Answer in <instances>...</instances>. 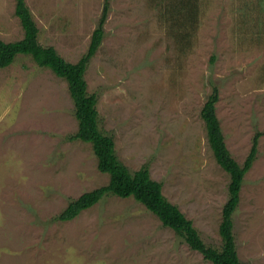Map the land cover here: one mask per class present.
<instances>
[{
  "label": "rangeland",
  "instance_id": "374dc122",
  "mask_svg": "<svg viewBox=\"0 0 264 264\" xmlns=\"http://www.w3.org/2000/svg\"><path fill=\"white\" fill-rule=\"evenodd\" d=\"M105 0H26L43 46L70 63L88 51ZM0 0V39L24 37ZM85 79L99 126L132 173L143 167L221 249L230 175L202 109L216 86L225 142L243 165L262 133L233 215L243 264H264V0H110ZM69 85L30 56L0 72V264H213L134 198L108 195L72 221L68 204L109 183L78 132Z\"/></svg>",
  "mask_w": 264,
  "mask_h": 264
},
{
  "label": "trees",
  "instance_id": "16d2710c",
  "mask_svg": "<svg viewBox=\"0 0 264 264\" xmlns=\"http://www.w3.org/2000/svg\"><path fill=\"white\" fill-rule=\"evenodd\" d=\"M109 10L110 0H105L88 51L74 64L67 62L54 47H46L40 43V30L26 0H16L15 6V15L20 20L24 37L19 41L9 43L0 39V72L12 65L19 55H25L30 56L38 66L52 70L57 77L67 81L79 124L78 132L72 138L90 143L98 159L99 170L110 176L107 185L86 192L71 201L57 219L62 222L72 221L108 195L123 199L132 197L156 215L163 226L172 229L182 237L188 246L199 252L205 260L213 264H243L236 248L233 215L240 204L245 176L257 160L262 133L254 136L250 153L243 165H240L226 145L221 122L217 115L220 93L218 87L213 88L202 109L201 117L205 122L213 155L222 169L230 175V184L229 198L223 208L219 227L223 246L221 249L208 246L200 237L193 222L183 214L178 206L165 197L162 184L152 179L150 170L143 167L132 173L119 161L114 138L104 134L100 129L98 96L89 93L85 75L90 61L97 54L105 38V25Z\"/></svg>",
  "mask_w": 264,
  "mask_h": 264
}]
</instances>
